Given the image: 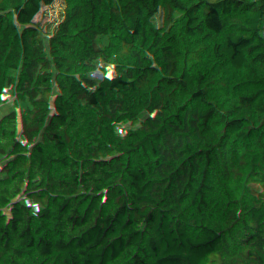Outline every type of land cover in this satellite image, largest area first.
Masks as SVG:
<instances>
[{
  "label": "trees",
  "instance_id": "1",
  "mask_svg": "<svg viewBox=\"0 0 264 264\" xmlns=\"http://www.w3.org/2000/svg\"><path fill=\"white\" fill-rule=\"evenodd\" d=\"M263 92L264 0H0V264H264Z\"/></svg>",
  "mask_w": 264,
  "mask_h": 264
},
{
  "label": "rangeland",
  "instance_id": "2",
  "mask_svg": "<svg viewBox=\"0 0 264 264\" xmlns=\"http://www.w3.org/2000/svg\"><path fill=\"white\" fill-rule=\"evenodd\" d=\"M16 137L13 129H8L7 136L0 138V155L8 154L12 151L13 145L15 144ZM59 205L62 207L65 205L63 198L58 201Z\"/></svg>",
  "mask_w": 264,
  "mask_h": 264
},
{
  "label": "built area",
  "instance_id": "3",
  "mask_svg": "<svg viewBox=\"0 0 264 264\" xmlns=\"http://www.w3.org/2000/svg\"><path fill=\"white\" fill-rule=\"evenodd\" d=\"M49 207H50V208H52V209H55V208H56V207H54V206H51V205H50Z\"/></svg>",
  "mask_w": 264,
  "mask_h": 264
},
{
  "label": "crops",
  "instance_id": "4",
  "mask_svg": "<svg viewBox=\"0 0 264 264\" xmlns=\"http://www.w3.org/2000/svg\"><path fill=\"white\" fill-rule=\"evenodd\" d=\"M263 107H264V92H263Z\"/></svg>",
  "mask_w": 264,
  "mask_h": 264
}]
</instances>
